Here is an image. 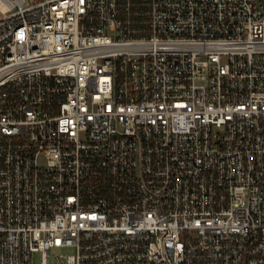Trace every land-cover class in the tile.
Instances as JSON below:
<instances>
[{
  "label": "built area",
  "instance_id": "obj_1",
  "mask_svg": "<svg viewBox=\"0 0 264 264\" xmlns=\"http://www.w3.org/2000/svg\"><path fill=\"white\" fill-rule=\"evenodd\" d=\"M37 253L264 264V0H0V264Z\"/></svg>",
  "mask_w": 264,
  "mask_h": 264
},
{
  "label": "rangeland",
  "instance_id": "obj_2",
  "mask_svg": "<svg viewBox=\"0 0 264 264\" xmlns=\"http://www.w3.org/2000/svg\"><path fill=\"white\" fill-rule=\"evenodd\" d=\"M75 252L74 248H53L51 249L50 253L52 254V257H54L55 254H72ZM50 258V259H51ZM41 263V255L37 253L35 255V264H40Z\"/></svg>",
  "mask_w": 264,
  "mask_h": 264
}]
</instances>
